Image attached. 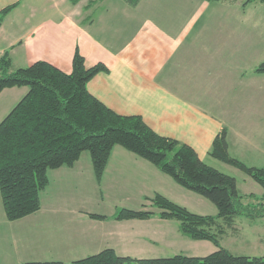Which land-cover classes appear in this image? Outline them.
Here are the masks:
<instances>
[{
	"label": "crops",
	"instance_id": "0c3cea01",
	"mask_svg": "<svg viewBox=\"0 0 264 264\" xmlns=\"http://www.w3.org/2000/svg\"><path fill=\"white\" fill-rule=\"evenodd\" d=\"M238 2L141 0L133 7L125 0H0V15L14 7L0 27V59L8 54L13 70L43 61L70 74L79 51L87 68L103 64L108 69L88 89L115 113L141 117L157 134L191 146L208 165L224 129L231 156L235 150L252 152L264 161V74L254 73L264 61V35L249 29L243 36L250 41L238 44L236 29L249 11L264 10V4L251 9L252 4L239 7ZM28 92L22 87L1 93L0 122ZM238 103L244 108L233 106ZM89 154L71 168L49 171L41 210L32 216L8 221L0 194L1 264L33 262L31 252L39 258L43 244L30 245L18 231L42 219L49 220L46 229L54 228L50 223L59 217L65 222L60 229L69 234L52 235L58 248L43 250L48 260L40 262L69 264L107 249L137 260L206 257L217 251L209 241L184 236L175 220L90 218L92 210L81 206L85 198L68 199L98 185ZM100 186V204L116 198L126 208L159 213L147 200L159 194L197 214L207 206L206 199L121 146L113 149Z\"/></svg>",
	"mask_w": 264,
	"mask_h": 264
},
{
	"label": "trees",
	"instance_id": "16d2710c",
	"mask_svg": "<svg viewBox=\"0 0 264 264\" xmlns=\"http://www.w3.org/2000/svg\"><path fill=\"white\" fill-rule=\"evenodd\" d=\"M80 1L71 0L74 4ZM125 1L136 7L141 0ZM253 3L264 4V0H247L244 6ZM13 8L1 13L0 27ZM104 72L108 69L103 64L87 68L79 51L75 53L70 74L43 61L13 70L8 54L0 59V95L5 89L29 88L27 95L0 122V194L8 221L16 222L38 213L41 195L50 184L49 171L73 167L85 152L91 155L95 178L101 185L113 149L121 146L150 162L179 186L206 199L215 206L217 214L200 215L156 194L147 200L159 213L119 208L111 219L175 220L184 236L193 241H209L217 251L206 257L176 255L137 260L120 257L107 249L69 264H264V258L237 256L221 245L226 228L232 227L237 218H264V194L255 203L245 204L236 178L206 164L191 146L157 134L139 116H122L108 108L88 89L89 82ZM254 72L263 75L264 62ZM210 156L237 168L264 190V167H250L232 157L226 129L215 138ZM89 216L107 220L101 215Z\"/></svg>",
	"mask_w": 264,
	"mask_h": 264
},
{
	"label": "rangeland",
	"instance_id": "374dc122",
	"mask_svg": "<svg viewBox=\"0 0 264 264\" xmlns=\"http://www.w3.org/2000/svg\"><path fill=\"white\" fill-rule=\"evenodd\" d=\"M238 1H239L238 2L239 7L248 6V5L244 6V3L247 0H238ZM258 5H260V3H253L251 9L260 7ZM250 6L251 4H249V7ZM261 12H264V10L262 9L260 11L256 10L252 14L249 11L248 17L244 21H241V23L238 22V25H236V29L238 32L237 39L240 38L238 40V44H240L243 40L247 42L250 41L249 35L243 36V34L249 33V29H254L255 32L264 35V16L262 17ZM262 41H264V39ZM260 104L262 105V109L264 111V101L260 102ZM233 106L239 109L243 107L241 103L240 104L238 103ZM262 121L263 122L260 123V125L263 124L261 129L264 130V120ZM263 138H264V133H263ZM232 156L235 157L236 159L241 158V160L244 161L250 167L253 166L264 167L261 165L264 164V161L261 160V158L255 157V155H253L252 152L238 153V151L235 150L234 153H232ZM209 166L219 170L224 174L236 178L240 189L247 192L246 194L245 193L243 194V196L245 197L244 199L245 204L255 203L257 198L262 197V195L264 194L263 188L258 183H256L249 176H247L237 168L227 165L215 159L210 160ZM100 188L101 186L99 184L94 189L90 187L87 189L88 192L87 191L85 192L86 195L85 194L80 195L78 192H73L72 195L70 194V196H68V199H70L69 201L72 202L75 201L80 202L82 198H85L86 200L85 199L83 200L85 204H82L81 205L82 207L87 206V208L92 210L91 212L93 214L105 216L107 217V219L109 217V219H111V216H113V214L116 212L117 209L126 208V207L118 205L119 203L117 204L116 198H109L106 202L100 204V195H101ZM251 195H253L254 197H251ZM45 197L46 196H44V199ZM205 202L207 203V206L200 208L201 210L200 215L215 216L217 214V209L215 208V206L208 201ZM131 208H126V209H130L134 211L145 210L142 209L141 207L131 206ZM61 218L62 217H59L56 218L58 220L51 221L50 224H52L54 228L46 229V224L48 225L49 220L42 219V221H34L33 224L31 223V225H27V228L18 231V234H26L27 236L26 240L30 242V245L38 246V243L34 244V241L38 242V240L43 244V245H39L37 248V251L39 252L38 254H40L39 258H34L33 257L34 253L31 252L30 260H34L33 262L48 260L47 257H42V255H44L42 254V251L48 248L49 246H51V248L54 249L58 248L57 245H55V239H53L52 235L56 234L57 236H59L60 234L64 236L65 234H69L67 230L63 231L64 229H60L61 228L60 225L65 223V222L63 223L64 220H61ZM73 238L79 240L78 237H73ZM221 245L225 249H228L230 252H232L234 255L237 256L264 258V218L256 219V220L246 217L237 218L234 224L232 225V227L226 228V234L223 237H221ZM54 253L55 252H53V255Z\"/></svg>",
	"mask_w": 264,
	"mask_h": 264
}]
</instances>
